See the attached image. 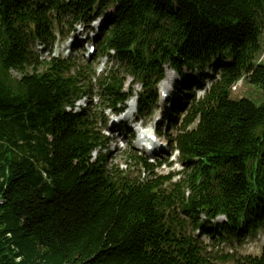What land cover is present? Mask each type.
I'll use <instances>...</instances> for the list:
<instances>
[{
    "label": "trees",
    "instance_id": "obj_1",
    "mask_svg": "<svg viewBox=\"0 0 264 264\" xmlns=\"http://www.w3.org/2000/svg\"><path fill=\"white\" fill-rule=\"evenodd\" d=\"M95 6L114 8L101 50L114 49L144 88L162 77L165 63L187 88L192 78L183 68L222 71L194 106L197 128L178 137L182 159L194 164L178 183L130 180L104 155L92 159L104 140L90 110H64L91 90L84 67L42 64L30 52L35 40L53 38L50 10L77 20ZM262 7V0H0V264H211L177 210L193 227L200 213H224L229 223L217 226L238 236L259 226L264 104L231 100L227 86L245 73L264 90V64L252 61ZM122 82L113 74L100 84L112 108L124 97ZM153 99L141 94L139 109ZM237 264H264V251Z\"/></svg>",
    "mask_w": 264,
    "mask_h": 264
},
{
    "label": "rangeland",
    "instance_id": "obj_2",
    "mask_svg": "<svg viewBox=\"0 0 264 264\" xmlns=\"http://www.w3.org/2000/svg\"><path fill=\"white\" fill-rule=\"evenodd\" d=\"M100 20L104 21L105 16H102ZM67 26L68 24L64 23L63 29L66 30ZM56 34L58 33L56 32ZM259 42L261 44V49L255 55V58L259 57L262 53H264V25H263L261 34L259 35ZM31 50L39 56L40 60L48 59L47 51L46 50L40 51L39 46H35L34 44ZM72 58L75 61L76 65L84 66L87 64L88 66L92 67L96 72V76L99 73V69H100L99 66L101 64H106V62H108V59H105V57H99V55L93 56L91 60H88L85 57L84 53L82 52L73 53ZM110 65H112V62H110ZM108 66L109 65H107V67ZM10 75L11 77H18V74L13 71L10 72ZM130 80H131L130 78H127L126 84L129 83ZM173 80H172V83H173ZM133 88H134V94H135L136 91H139L140 87L139 85H134ZM92 98H95V101H96L95 103H100L98 97L94 96ZM230 98L232 100H239V99L245 98L247 100L252 101L256 105H261V104H264V90L257 85H253L247 81H244L236 90L230 92ZM88 101H89L88 97L84 98L82 99V101H80L79 105L81 107H84L86 103H88ZM92 103L95 105L94 102ZM108 113H109L108 110L102 113L105 120L108 117ZM152 117H153L152 114L149 116H145L144 121L150 124L152 123ZM107 124L108 123H106V126ZM98 126L100 125L98 124ZM127 135H128V131H126L125 129H122L121 132L119 129H117L116 132L114 133L113 140H110V142L108 143V153L105 150H103L101 153L105 155V161L108 163V165L110 164L115 165L119 170L124 172V174L130 175V177H142L144 175L142 170L141 169L138 170V167L130 166V163L128 162V159L126 157V153L130 151L133 152V145H134L132 141H129L131 145L129 144V146L127 145L125 146ZM163 172H166V170H163ZM180 216L183 218L184 215L180 214ZM195 232L193 233L196 234ZM201 239L205 244L208 243L206 244V248L208 247L206 251L209 250L210 254L214 257L212 259L213 264H233L232 260H222V259H219L218 257L226 253V251L228 250L233 251V254L235 255H241L240 253L249 252L251 251V249L244 248L243 244L248 245V243H252L255 240L257 241L258 245H260V241H259L260 236H256L253 238L250 237L246 239L242 244L236 242L235 240H227L223 242L221 245H218L217 243H214L213 241H211V239H208L206 235L200 236V240Z\"/></svg>",
    "mask_w": 264,
    "mask_h": 264
},
{
    "label": "bare ground",
    "instance_id": "obj_3",
    "mask_svg": "<svg viewBox=\"0 0 264 264\" xmlns=\"http://www.w3.org/2000/svg\"><path fill=\"white\" fill-rule=\"evenodd\" d=\"M167 75H169V73H167ZM164 83H165V82H164ZM164 83H163V84H164Z\"/></svg>",
    "mask_w": 264,
    "mask_h": 264
}]
</instances>
